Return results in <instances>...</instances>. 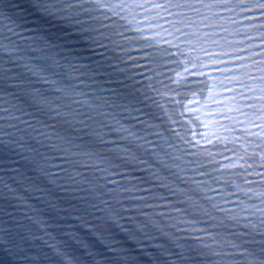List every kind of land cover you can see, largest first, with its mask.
Wrapping results in <instances>:
<instances>
[{"label": "water", "instance_id": "95a60500", "mask_svg": "<svg viewBox=\"0 0 264 264\" xmlns=\"http://www.w3.org/2000/svg\"><path fill=\"white\" fill-rule=\"evenodd\" d=\"M202 2L223 7H201L196 15L182 13L185 17L183 23L191 25L187 28L181 27L177 15L167 16L159 12V19H151V11L143 14L150 17L148 21L142 15H136L134 21H118L117 17L109 16L108 20L97 17L95 22H88L101 33L106 30L99 27L100 24H108L111 29L109 21L119 23L122 34L129 38L137 36L134 30L140 29L144 38L137 43L148 42L160 48L167 47L158 43L160 39H171L165 33L177 35L172 31L173 27L197 41L190 45L196 51L190 53L182 49L183 55L198 57L204 68H190L182 56L145 64L140 52L147 49L132 47L131 39L129 44L120 45L125 51L115 53L122 61L117 65L125 77L122 82L148 97L144 103L150 105L156 118L153 135L143 137L156 147L141 154L138 149L144 146L140 141L119 130V125L127 127L132 124L130 120L120 119L126 113L120 112L116 106L107 111L90 110L95 98L102 95L99 89L110 85L90 83L86 69H79L85 73L80 76L66 71L64 79L55 86L43 83L48 77L42 73L24 70L34 64L44 66L38 59L29 60L36 53L29 50L27 41L17 39V36L30 37L29 32L21 29L31 25L22 23L27 17L18 11L29 0H0V45L7 37L12 42L11 47L16 49L6 52L0 47V75L5 70L20 72L29 82L28 87L47 96L48 103L37 104L39 111L30 115L52 130L37 128V131L47 137H59L40 141L45 148L51 149L40 152L46 163H41L26 150L16 149L19 158L13 157L16 163L9 166L11 171L7 177L0 172V232L6 230L13 236V243L19 246L21 255L37 261V264H57V257L47 250L49 246L59 248L61 243L72 240L73 245L79 247L76 240L86 238L85 234L94 238V233L104 231L113 234L110 239L119 240V228L127 227L126 222L135 218L141 221L154 219L155 230L150 233L152 243L168 242V234L178 238L177 242H191L194 237L207 251L215 254L205 257L211 264H229V261L231 264H245L241 259L243 253L230 246L241 240L259 239V226L264 222V8L251 7L259 0ZM5 4L12 7L5 8ZM99 12L107 15L106 10ZM169 59L174 62H166ZM178 72L182 85L190 91H197V96H190L171 83L178 79ZM195 72L203 75H193ZM192 80L200 83L195 86L184 84ZM177 91L180 95H171ZM74 92L82 95L72 94ZM85 97L91 99L85 100ZM85 116L89 119L85 120ZM108 116L119 124L107 119ZM20 119L34 123L28 116ZM138 127H127V131L140 136L141 133L136 131ZM62 140L68 141L72 145L71 151L79 155H61L64 149ZM179 140H187L196 147L178 143ZM205 140L208 143H204ZM125 150L136 154L143 163L127 170L110 167L116 163L115 157L128 158ZM69 158L76 162L80 176L57 171V168L65 167L59 161ZM137 168L144 173L153 172L157 179L151 183L163 187L145 188L138 184L132 179L141 176ZM68 176L75 183H67ZM209 177L216 183H211ZM100 178L111 182L106 184L108 188L127 189L120 193L119 204L125 205L124 208L106 197L86 196L83 199L94 208L85 210L69 199L66 189L78 187L90 191L83 181L95 182ZM145 192L155 195L149 198ZM213 205L221 211L213 209ZM196 208L207 210L212 219L194 211ZM110 211L120 219H114ZM136 213H147V216L132 215ZM213 224L220 226H209ZM68 254L72 255V252L68 251ZM77 256L78 260H83L82 256Z\"/></svg>", "mask_w": 264, "mask_h": 264}, {"label": "snow or ice", "instance_id": "6c2138e0", "mask_svg": "<svg viewBox=\"0 0 264 264\" xmlns=\"http://www.w3.org/2000/svg\"><path fill=\"white\" fill-rule=\"evenodd\" d=\"M223 7L221 4L205 5L202 0H29V3L24 8L18 9L23 17L22 23L30 24V28L21 29L30 33V37L17 36L18 40L27 41L30 45V51L36 53L35 57H29V60L38 59L44 65L41 67L34 64L32 68H25V71H31L33 74L42 73L44 79L42 82L55 86L59 81L64 79V74L67 71L76 76L85 75L79 69H86L88 80L90 83H100L110 85L99 89L102 95L95 98V102L91 104L90 110L103 109L116 106L120 112L126 113V116H121V120L132 122L127 127L138 125L136 131L140 132V136H133L132 132L127 131L125 125H119V130L125 132L126 136H131L133 139L139 140L143 148L138 149L141 154L146 153L147 149L155 148L156 145L150 141L143 139L144 136H152V128L154 127L155 116L151 112L149 104L144 101L148 99L139 89H129L122 80L125 77L121 74V69L117 67L122 61L115 55L116 52H123L126 49L121 47V44H129L130 39L132 47L139 49H147L141 51L140 57L145 64H153L156 59L170 58L173 56H182L183 61L188 63L190 68H204L203 63H199L198 57H189L183 55V50L195 52L196 49L190 45L197 43L196 40L190 37V34L181 32L179 28L173 27L172 31L176 33H165L170 36V40H159V44L166 45L165 48L154 46L152 43L145 42L143 44L136 41L143 40V35H140L141 30L135 29L138 34L135 37L129 38L122 34V26L119 23L109 21L112 25L109 29L108 24H100L99 27L106 31L101 33L96 28L91 27L89 21L95 22L97 17L103 20H108L109 16L117 17L118 21H134L136 15H142L145 21L150 17L143 15L151 11L153 13L151 19H159V12H163L167 16L177 15L181 22V27L187 28L191 25L183 23L185 17L182 13L196 15V11L201 7ZM5 8H11L12 5L5 4ZM252 8H264V0H259V3L251 4ZM173 11H169V10ZM106 10L107 15L99 12ZM95 13L96 15H93ZM79 17V19H77ZM17 27V25H13ZM130 29H123L129 31ZM11 32V29H8ZM15 35V33H13ZM4 44L0 45L4 51H14L11 47L12 42L4 37ZM119 41V43H117ZM175 41V43H173ZM207 55L206 53H201ZM166 62L172 63L169 59ZM7 68V60H5ZM187 71V69H182ZM193 75H203L202 72H195ZM177 80L171 81L180 91L186 92L190 96H197V91H190L184 87L179 80L180 73H176ZM78 83H83L78 80ZM28 81L20 72H9L5 70L0 75V172H3L7 177L10 165H14L16 160L13 157L19 158L16 149L26 150L32 153L35 159L41 163H46V158L40 155L41 151H51L45 148L41 140L59 139V137H47L43 132L37 131V128L47 129V125L40 123L36 116L30 115L32 112H38L37 104H47L48 98L46 95L39 93L37 89L28 87ZM200 81H186L187 85H198ZM59 90V89H57ZM91 91H96L92 89ZM180 91L172 92L171 95L178 96ZM74 95H82V93L74 92ZM91 98L85 97V100ZM207 99V98H206ZM246 107H250L246 105ZM100 114V113H96ZM42 115V113H41ZM22 116H28L34 123L29 124L25 120L20 119ZM139 117V118H138ZM85 120L89 117L85 116ZM107 119L113 123L119 124L112 116ZM264 134V133H262ZM189 135H193L189 133ZM162 139V138H161ZM203 139V138H201ZM187 144L191 148L196 145L191 144L187 140L177 141ZM208 143V141H203ZM61 143L64 145L61 155L72 157L79 155L71 151L72 145L65 140ZM171 147V145H167ZM125 155L128 157L120 159L115 157V164L110 167L129 169L133 165L142 164L143 161L137 158L136 154L125 150ZM190 155H195L191 153ZM264 155V153H262ZM264 162V161H262ZM60 164L65 165L64 168H57V171L65 174L71 173L74 176H80L76 162L72 159H62ZM55 166V165H53ZM195 167V165H193ZM152 167V166H146ZM141 172L140 177H132L138 184H142L145 188L163 187V185H153L152 180L157 179L153 172L144 173L141 169H136ZM214 171V170H213ZM115 175V173H106ZM205 175V173H197ZM211 183H216L212 177H209ZM69 184L75 183L71 176H68L66 181ZM90 191H84L81 188H69L65 191L69 194V199L78 203L85 210L90 205L88 200L83 197H106L114 201L120 208L125 205L119 204L122 198L120 193L127 189L117 186L116 188H108L106 184L111 183L102 178L95 182L84 180ZM7 190V185H5ZM137 190V189H133ZM211 191V189H208ZM73 193L77 195H73ZM145 195L151 198L155 193L145 192ZM103 202V201H100ZM69 207H72L69 204ZM107 207V205H105ZM129 207L135 208L136 205ZM215 209V205L212 206ZM221 211L220 209H215ZM194 211H200L206 219H212L205 209L196 208ZM114 219L119 220L120 217L110 211L109 213ZM146 217L147 213H136ZM127 227L119 228L118 235L121 239H110L113 235L107 231L94 233L92 237L81 238L76 240L79 247H75L72 240L67 243H61L59 248L48 247V251L57 257V264H211V261L205 259L210 255H215L206 250L202 242L196 238H192L191 242H177L176 237L168 234L170 239L166 243H152L153 237L150 235L155 230V221H141L135 218H130L127 222ZM210 227H219V224L209 225ZM193 231H200L194 229ZM259 239L241 240L239 244L231 245L239 253H243L241 257L245 264H264V222L259 226ZM205 236L211 233H202ZM59 235V233H58ZM79 235V233L77 234ZM244 235H248L245 233ZM16 239H19L17 236ZM75 239V238H73ZM148 243H145V242ZM247 245V246H245ZM67 249L72 252L68 254ZM251 249V250H250ZM82 256L83 260H78V256ZM37 264L35 260H29L26 256L21 255L19 246L13 243V236L8 231L0 232V264ZM231 264V261H229Z\"/></svg>", "mask_w": 264, "mask_h": 264}]
</instances>
